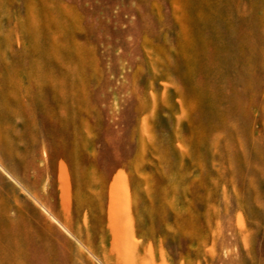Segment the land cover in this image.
<instances>
[{"label":"rangeland","instance_id":"374dc122","mask_svg":"<svg viewBox=\"0 0 264 264\" xmlns=\"http://www.w3.org/2000/svg\"><path fill=\"white\" fill-rule=\"evenodd\" d=\"M0 236L264 264V0H0Z\"/></svg>","mask_w":264,"mask_h":264},{"label":"bare ground","instance_id":"6f19581e","mask_svg":"<svg viewBox=\"0 0 264 264\" xmlns=\"http://www.w3.org/2000/svg\"><path fill=\"white\" fill-rule=\"evenodd\" d=\"M68 56H69V52H68ZM68 61H69V59H68ZM62 62L64 63V60ZM62 74H64V73H62ZM73 76H74V74H73ZM61 77H62V75H61ZM71 77H72V75H71ZM71 79L73 80V78H71ZM74 79H75V77H74ZM64 80H66V79L64 78ZM70 84H69V87L72 88L71 87L72 84L71 85ZM62 85H65V84H62ZM67 87H68V84H67ZM38 89H40V88H38ZM43 252H44V250L41 248L40 249H34L31 252L30 249L28 248V246L26 247V245H24V242H18L16 240H13V239L7 237V236L6 237L0 236V264H44Z\"/></svg>","mask_w":264,"mask_h":264}]
</instances>
